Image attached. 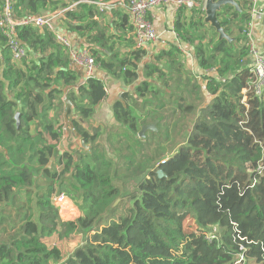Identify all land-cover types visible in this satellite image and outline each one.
Returning a JSON list of instances; mask_svg holds the SVG:
<instances>
[{"label": "trees", "instance_id": "obj_1", "mask_svg": "<svg viewBox=\"0 0 264 264\" xmlns=\"http://www.w3.org/2000/svg\"><path fill=\"white\" fill-rule=\"evenodd\" d=\"M81 1L68 0L66 8L74 3L76 8L65 11L68 18L81 19L77 10L92 12L93 5ZM236 1L243 13L227 5L218 18L224 31L241 41L213 39L203 44L205 27H211L203 23L201 6L190 11L194 13L188 24L181 21L183 9L174 21L177 37L196 43L198 65L203 70L215 68L225 77L207 78L212 98L195 117L194 103L171 91L177 84L200 99V85L185 70L175 45L145 64L144 80L134 85L136 98L124 92L114 103L118 125L111 127L106 143L99 130L83 125L106 96L104 82L89 76L78 90L77 102L73 90L66 93L74 105L72 126L88 150L59 152L60 131L47 114L56 106L62 108L63 88L76 79L68 69L66 51L49 29L16 27L17 39L27 51L19 66L12 62L0 30V264H231L240 244L245 247V263L264 264V91L256 96L248 88L251 74L244 33L252 2ZM53 3L12 0V8L21 17L38 14ZM2 6L0 0V12ZM121 24L131 29L125 15ZM69 28L82 34L96 31L88 37L106 47L105 56L91 46L89 50L102 70L126 85L139 79L137 63L144 51L133 49L119 56L107 46L110 38L96 21ZM29 53L38 54L37 62H26ZM159 82L162 87L156 85ZM163 88L168 89L166 94ZM154 98L160 101L152 106ZM132 103L143 105L137 109L140 116L164 126V132L156 134L162 140L166 132L181 135L173 153L158 158L147 154L151 144L138 136L140 118ZM122 178L130 179L129 191H123ZM54 193L73 196L82 217L75 223L62 222L51 201ZM117 198L120 201L114 204ZM187 217L195 224L191 231L184 228ZM207 232H214L216 239L209 241ZM54 233L60 238L80 234L83 243L63 257L57 247L44 242Z\"/></svg>", "mask_w": 264, "mask_h": 264}, {"label": "crops", "instance_id": "obj_2", "mask_svg": "<svg viewBox=\"0 0 264 264\" xmlns=\"http://www.w3.org/2000/svg\"><path fill=\"white\" fill-rule=\"evenodd\" d=\"M52 1L54 2L52 5H50L47 9L46 8L40 9L39 12L41 14L50 13L53 16L50 27L45 29H49L51 31L54 41L64 51H66L65 54L69 62L68 69L74 72V74L76 75L75 82L71 86L69 87L66 86L63 88L62 95L60 96L63 102L61 112L58 110L59 108L58 106L49 109L47 111L49 119L54 123V128L60 131V139L57 141L56 148L59 150V152H62L64 150H76L78 149L77 144L82 145L81 138L76 133L71 122V119L75 114V112L73 111L74 109L73 103H71L70 107L68 108V110H71V113L68 114V110H66L67 107L66 93L68 91L73 90L75 93V99H76L75 101L76 102L80 101L81 98L78 95L79 94L78 90L80 86L85 84L88 78V74L86 68L76 65L71 61L69 50L61 46L55 40V34H61L62 36H65L70 44L71 50H78L82 48H87L89 50V47L91 46L92 48H96L99 51H101L99 54L101 55V57H103L105 56L106 47L100 48V45H98L96 41H94V36L88 37V34L95 33L96 32L95 30L89 31L87 34H82L77 30H72L69 28V24L85 25L88 22L96 21L98 24V28H100V30H103L105 32L106 34L105 37L110 38L107 43V46H110L109 49H112L114 52H118L119 56L129 54L131 50L134 49V46H133V39L131 36V29L127 30L121 24V17L122 15H125L128 25L129 22L128 15L125 12V10L122 9L120 6L113 5V2L115 0H97V1L82 0L81 3L87 2L89 5H93V6H92V12L90 14L88 12L84 13L83 10H77V13L83 16L81 19H72V18H68L65 15V11L70 8L74 9L75 8L74 6L70 8L68 7L66 9L56 8L60 4L59 2H61V5H64V3L68 0H52ZM204 2L205 0L199 1V4L197 5L198 7L201 6L204 14L203 17L205 16ZM236 2L240 7L239 2L238 1ZM257 3L261 8L264 9V0H257ZM103 6H107L108 8ZM190 11L184 10L183 12L180 13V17H182L181 21H185L186 24H188L189 17L192 15V13H194ZM196 13L198 14L199 11H196ZM178 15H179L178 8H176V6L171 3L156 7L150 11L148 17L152 22L153 28L156 34L158 35V38L155 42H152L148 46V48L144 51V54L142 55L140 61L137 63V73L139 76L137 82L138 81L141 82L142 80H144L143 67L145 66V64L155 62L153 59V56L155 54H157L160 50L167 49L170 45L173 46L175 45L178 47V49L179 47L181 48L179 49L180 52L182 53L180 60L183 62L185 70L189 72L191 78H195L197 80L198 84L200 85V94L205 96V98L207 99L208 97H212V94H210V92L207 89V83H208L207 78L211 77L214 78L215 80L223 81L225 77L219 76L215 68H210L209 70H203L198 65L195 58V54H194L195 52L193 47L195 46L196 43H189L188 41L185 42L180 40L173 30L174 21L176 20ZM249 16H250L249 22L251 23V34H252L253 44L258 50H264V16L251 14V10ZM205 29L212 30L211 28L208 27H205ZM43 30L44 29L40 30V32H42ZM188 30L192 31V29L190 28H188ZM217 37L218 35L215 36L214 39L217 40ZM230 37L236 38V39H231V41H237L239 39L241 41L240 36H230ZM241 43L242 42H240V44ZM203 44H205L204 41ZM37 59H38V54L29 53L26 58V62H29L30 60L33 62H37ZM22 62L19 64V66L22 64ZM202 70L205 73H201ZM211 70H213L216 75L214 74L213 76L209 74L208 71ZM200 75H202L201 76L202 80H199ZM94 76H97L104 82L106 96L102 101H100L95 106L92 116L88 119V122L83 123V125L86 128H88L89 131H91L92 129L99 130L101 134V140L103 141V143H106V137L111 127L113 126L116 127L118 125V123L115 121L113 114L114 103L121 98V95L124 92H130V95L136 98L134 85L137 82L130 85H126L120 77L107 73L104 70H102L100 67L95 70ZM58 84L61 86L60 82ZM156 85L162 87L160 82L159 84L156 83ZM174 86L176 87L177 84H174ZM182 91H183L182 87L180 88L176 87V92H175L176 96H180ZM166 92H168V89L163 88V93L166 94ZM186 93L189 94V88L186 89ZM189 98H191V95H189ZM192 98H194L196 101L199 100L195 96H192ZM130 104L131 102L128 103V106H130ZM207 104L208 103H205L200 108L204 107ZM141 106L143 107V105ZM136 112L139 111L136 109ZM176 112H178L177 109ZM141 117L143 118L142 115ZM33 128L34 125H31V129ZM50 142H54V141L50 140ZM21 192H23L24 195V191ZM49 239L52 240L54 238L52 236L45 237L44 239L45 244L48 243ZM82 243H80V245ZM78 246L79 244L75 246L74 249ZM55 247H57L60 250L58 246Z\"/></svg>", "mask_w": 264, "mask_h": 264}, {"label": "built area", "instance_id": "obj_3", "mask_svg": "<svg viewBox=\"0 0 264 264\" xmlns=\"http://www.w3.org/2000/svg\"><path fill=\"white\" fill-rule=\"evenodd\" d=\"M1 1L3 6L0 12V30L6 37L12 62L20 64L26 57L27 51L17 39L15 28L30 26L40 31L50 27L53 16L50 13H27L21 17H16L12 8V0ZM251 2V14L264 16V9L258 5L257 0H251ZM168 3L175 5L178 10L190 11L199 4V0H115L113 2V5L120 6L128 15L134 49L145 51L152 42L157 40L158 35L148 15L152 9ZM244 35L248 46V66L251 74L248 88L256 96H260L264 91V50H258L254 46L250 22H248ZM55 40L69 50L71 61L74 64L86 68L88 77L94 76L99 64L87 48L71 50L67 38L61 34H55ZM179 49L181 48L179 47ZM52 200L62 222L75 223L82 217L81 210L74 206L71 197L65 194H55L52 196ZM205 236L209 241L216 239L214 232H207ZM239 250L240 253L237 254L236 260L231 264H245L244 245L240 244Z\"/></svg>", "mask_w": 264, "mask_h": 264}, {"label": "rangeland", "instance_id": "obj_4", "mask_svg": "<svg viewBox=\"0 0 264 264\" xmlns=\"http://www.w3.org/2000/svg\"><path fill=\"white\" fill-rule=\"evenodd\" d=\"M68 1H66L65 3H64V5H61V2H59L60 4H59V6L58 7H56V8H61V9H66V5H68L69 4V2L67 3ZM75 4H71L70 5V7H73ZM69 7V8H70ZM45 29V28H44ZM215 34L213 33V31L212 30H210V29H206V31H205V40H204V43L207 45V43H208V41L209 40H213L214 38H215ZM209 72V74H211V75H213L214 76V71L213 70H211V71H208ZM201 73H205L203 70L201 71ZM200 73V74H201ZM199 74V73H198ZM197 74V75H198ZM216 75V74H215ZM201 76L202 75H200V79L199 80H202L201 79ZM137 82V81H136ZM139 82V81H138ZM137 82V83H138ZM171 91H173V93L175 94V91H176V87L174 86H172L171 87ZM205 94V93H204ZM181 95H183V96H185L187 99H186V101H188V100H190L192 103H194V106H196V111H195V113L192 115V117H195L197 114H200V112H199V110H200V107L201 106H203L205 103H208L209 101H210V99L212 98V97H208L207 99L205 98V96H203V95H201V94H199V100H195L194 98H189V94L188 93H186V91H182V93H181ZM193 96V95H192ZM153 100V102L151 103L152 104V106L153 105H156L159 101H160V99H158V98H154V99H152ZM133 104V106L136 108V109H138V108H140L141 106H136V105H134V103H132ZM58 110L61 112V107H59L58 108ZM133 110V113L137 116V117H139L140 118V128H141V125H143V124H150V123H152V122H154V121H156V120H152V119H150V118H148V119H145V117L144 118H142L134 109H132ZM171 109L170 108H166L165 109V111H170ZM175 115H176V113H175ZM142 119V120H141ZM158 126V127H157ZM161 132V133H163L164 132V126L163 125H159V123H158V121H157V123H156V130L155 131H153V132H150L149 130H147L145 133H144V137L143 138H141L142 140H144V142L148 145V144H151L150 145V147L148 148V152H147V154H149V156H152L153 158H158V155H160V154H162V156L163 157H165V156H169L171 153H173L174 152V150L177 148V141L179 140V139H181V135H175L173 132H166L167 133V135H166V137H165V139L164 140H162L161 139V134H160V136H157L156 134H157V132ZM171 131H173V130H171ZM155 134V135H154ZM159 141H161V145H157V143L159 142ZM78 145V148L79 147H81V148H83L84 149V146L83 145H79V144H77ZM90 147V146H89ZM88 147V148H89ZM84 150H88V149H84ZM48 166H51V161H50V164L48 165ZM39 177H40V180L41 181H43V182H45V179H44V177H42V175H41V173H39ZM122 187H123V191H129V190H126V189H131V187H132V184H131V181H130V179H127V178H122ZM55 194H57V193H54L53 194V196L55 195ZM68 195V194H67ZM20 196L22 197V198H24L25 196L23 195V192H21V194H20ZM24 196V197H23ZM68 196H71V195H68ZM72 199H73V203H74V206L75 207H77L78 208V205H77V203H76V201H75V199H74V197L72 196L71 197ZM117 200V203L120 201V199L119 198H117L116 199ZM51 201L53 202V200H52V197H51ZM115 203V202H114ZM116 203V204H117ZM79 209V208H78ZM184 228L186 229V231L188 230V231H191V230H193L194 228H195V224H194V221H193V219H191L190 217H187L186 219H185V221H184ZM54 239H49L48 240V243H46L47 244V246L48 247H51V246H58L59 248H60V252H61V255L63 256V257H66V256H68L71 252H72V250L74 249V247L75 246H77L78 244L80 245V243H82V241H83V239H84V236H81L80 234L79 235H77V234H72V235H70V236H68V237H62V238H60L59 236H58V233H54L53 235H51ZM245 264H248V262H246ZM249 264H254V263H249Z\"/></svg>", "mask_w": 264, "mask_h": 264}, {"label": "water", "instance_id": "obj_5", "mask_svg": "<svg viewBox=\"0 0 264 264\" xmlns=\"http://www.w3.org/2000/svg\"><path fill=\"white\" fill-rule=\"evenodd\" d=\"M230 5L233 7L234 11L242 13V10L240 9L238 3L235 0H205L204 2V12L205 16L203 17V23L208 24L211 28H213L214 32L218 35L217 42L221 40H226L228 44H230L232 38L229 36L228 33H226L221 25V21L218 18V14L221 12L222 8ZM107 7V6H103ZM108 8V7H107ZM66 110L70 107L71 103L66 99ZM14 119L16 121V128L18 129L20 127V119H19V113L17 112L14 116ZM156 123L157 120L150 123V124H143L139 130L138 136L140 138L144 137V133L149 130L150 132H153L156 130ZM81 143L84 146V149H88L89 145L84 143V140L81 138ZM54 160V158H51V162ZM50 164V163H49ZM159 177H162L163 173L161 170H158L157 172ZM117 203V200L114 204Z\"/></svg>", "mask_w": 264, "mask_h": 264}]
</instances>
